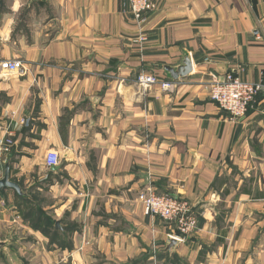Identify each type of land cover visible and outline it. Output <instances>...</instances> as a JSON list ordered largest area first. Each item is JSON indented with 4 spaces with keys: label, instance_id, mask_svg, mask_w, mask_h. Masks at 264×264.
<instances>
[{
    "label": "crops",
    "instance_id": "0c3cea01",
    "mask_svg": "<svg viewBox=\"0 0 264 264\" xmlns=\"http://www.w3.org/2000/svg\"><path fill=\"white\" fill-rule=\"evenodd\" d=\"M154 2L141 31L123 0H0L25 67L0 69V264H264V0ZM229 71L263 85L237 119L208 93ZM148 188L197 228L146 214Z\"/></svg>",
    "mask_w": 264,
    "mask_h": 264
},
{
    "label": "built area",
    "instance_id": "2783aa9c",
    "mask_svg": "<svg viewBox=\"0 0 264 264\" xmlns=\"http://www.w3.org/2000/svg\"><path fill=\"white\" fill-rule=\"evenodd\" d=\"M123 5L129 10L141 31L144 27L146 14L156 8L154 0H123ZM137 37V42L142 48L146 37L143 33L138 34ZM0 69L5 74L11 72L24 73L25 71L23 61L20 58L1 60ZM136 83L142 91H146L151 85L159 83V80L153 74L140 72L136 77ZM160 83L164 89L170 86L167 82ZM261 89H263L261 82L244 81L229 71L222 77L210 82L208 93L210 99L216 102L221 110L225 111L229 117L237 119L246 114ZM5 143H11L8 135ZM44 161L46 167L57 166L60 163V156L57 151L49 149L45 154ZM137 199L141 202L146 214L160 217L173 225L178 233L175 237L179 240L197 228V217L193 212V207L184 199L169 193H157L149 188L138 192Z\"/></svg>",
    "mask_w": 264,
    "mask_h": 264
},
{
    "label": "water",
    "instance_id": "95a60500",
    "mask_svg": "<svg viewBox=\"0 0 264 264\" xmlns=\"http://www.w3.org/2000/svg\"><path fill=\"white\" fill-rule=\"evenodd\" d=\"M190 69H191V63L190 62L184 63V65H182L179 69V75H183L189 72ZM173 76L176 77L178 75L174 74ZM55 167L56 166H52L51 168H55ZM0 188H13L19 191L17 183L9 180V163L5 164V171L3 177L0 179ZM171 240L175 241L174 239Z\"/></svg>",
    "mask_w": 264,
    "mask_h": 264
}]
</instances>
